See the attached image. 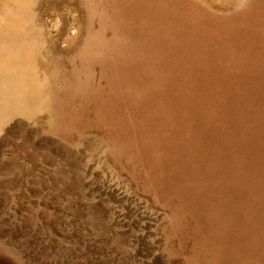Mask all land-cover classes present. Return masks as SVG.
Wrapping results in <instances>:
<instances>
[{"label":"rangeland","instance_id":"374dc122","mask_svg":"<svg viewBox=\"0 0 264 264\" xmlns=\"http://www.w3.org/2000/svg\"><path fill=\"white\" fill-rule=\"evenodd\" d=\"M13 94L0 264H264V0H0Z\"/></svg>","mask_w":264,"mask_h":264},{"label":"bare ground","instance_id":"6f19581e","mask_svg":"<svg viewBox=\"0 0 264 264\" xmlns=\"http://www.w3.org/2000/svg\"><path fill=\"white\" fill-rule=\"evenodd\" d=\"M30 100L24 98L23 96L19 94H13V96H3V98H0V109H15V110H21L27 113L29 116H40L42 113L40 112L43 107L41 104L39 106H31ZM28 105L30 108H22V105Z\"/></svg>","mask_w":264,"mask_h":264}]
</instances>
